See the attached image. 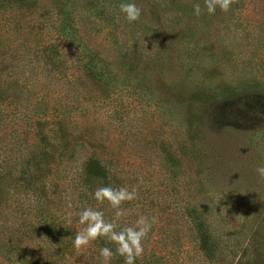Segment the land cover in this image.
<instances>
[{"label":"trees","instance_id":"16d2710c","mask_svg":"<svg viewBox=\"0 0 264 264\" xmlns=\"http://www.w3.org/2000/svg\"><path fill=\"white\" fill-rule=\"evenodd\" d=\"M152 1L163 34L139 25L142 19L128 22L119 8L128 0H53L50 9L41 0H0V258L6 264H103L100 249L115 252L114 243L102 237L80 250L73 244L84 227L77 213L85 207L103 210L120 227L134 225L141 215L157 218L136 264H264V210L252 203L234 209L226 193L216 202L220 193L210 195L200 173L211 167L215 153L223 158L224 151L237 147L215 124L217 114L222 118L225 108L247 97L264 102V76L251 68H242V76L231 83L219 66L203 67L211 51L229 53L222 40L219 48L211 39L209 29L240 15L245 0H235L227 12L217 7L214 14L207 12L205 0ZM195 4L201 6L199 16ZM176 56L183 59L179 70L168 66ZM179 71L190 75L186 83L181 79L163 93L183 108L175 127L179 141L166 157L174 184L154 192L138 177L128 186L126 174L143 170L136 151L155 164L156 155L148 153L152 144L141 141L146 130L138 127L156 115L137 112L125 97L115 103L113 89L128 87L124 96L133 99L153 97L162 86L157 78ZM98 97L104 105L114 103L104 122H97L89 108ZM115 131L120 143L114 152L109 141L94 138L105 132L112 139ZM124 136L130 141L122 142ZM260 138L259 150L251 139L246 143L256 159L264 158V130ZM129 142L136 149L133 160L139 159L135 166L122 154ZM109 185L137 192L135 200L122 205L128 214L118 220L107 201L94 198L98 187ZM10 186L27 193L29 211L4 202ZM243 191L246 198L253 193ZM19 193L13 198L21 199ZM111 264H124V258L116 255Z\"/></svg>","mask_w":264,"mask_h":264},{"label":"rangeland","instance_id":"374dc122","mask_svg":"<svg viewBox=\"0 0 264 264\" xmlns=\"http://www.w3.org/2000/svg\"><path fill=\"white\" fill-rule=\"evenodd\" d=\"M41 1H43L44 5L46 4V9L51 8L48 3L53 0ZM128 1L134 2L142 9L140 16L142 22L139 25L145 23L149 25L154 32L163 34V31H160V25L158 23V16H160V13H157L158 5L156 3L152 0ZM262 4H264V0H245V3L242 5L245 9H242L243 12L241 11L240 15H236L225 25H223L224 21L221 20L209 29L212 33L211 37H213L211 39H214L215 42L219 41L217 43V45L220 44L219 48H221L222 40V46L226 47L229 53L226 55V52L221 50L216 54L215 51H211L212 56L205 57L204 59V68L212 69L213 66H219L223 78L231 83L235 82L236 79L242 76V68H251V71L256 75L264 76V8L262 7ZM36 9L41 11L43 8H39L38 6ZM239 10V7L235 8V13L239 14ZM132 41L131 38L128 39L129 44L132 43ZM173 46L174 47L171 50L174 52V55H176L177 53L175 52V49L179 48V44L175 43ZM206 56H208V52L206 53ZM182 61L183 59L181 57L176 56L171 63H168V66L170 69L174 67L175 70H179L182 66L180 65ZM186 76L190 77L189 74H184L179 71V73H174L173 77L166 74L167 79L161 78V80L157 78L156 80V78H149L151 83H155L156 80V82H159L158 84H162V86L159 88L156 87L155 92L152 95L153 97L144 96L145 98L143 99H133L132 97L124 96L125 92L129 90L128 87L124 90L122 87H116L113 89L114 94H117L112 96L115 103L118 104L120 98L125 97L123 102L134 108L137 112H140L141 110H149L152 115H156V117L149 116L148 119H146L147 122L142 123L138 127V130H141V132L146 130L145 134H147V136L143 137L141 141L146 140L152 144L148 153L156 155L155 164H151L146 160L144 152L140 153V151H136L134 147H131L132 142L125 144L123 147L124 151L122 154L130 159L127 165L135 166L139 164V159L133 160V158H135L134 151L140 154V161L143 162V170L141 173L132 177L129 176L130 173L126 174L131 178V181L126 182L128 186H130V183H133L138 177L140 180L143 179L148 185H150L147 186V188L154 192L163 189L164 186H173L174 183L167 172L168 167L166 157L169 151H173L175 143L179 141L176 137L175 127L178 119L182 117L183 108L181 107V104H178L168 96H164V94L170 91L172 86H176L177 83L182 84L181 79H183V84H185L186 80L184 77ZM176 79H178V81H176ZM61 81L64 82V80ZM163 81L165 87L163 86ZM181 86L182 85H180L179 88H181ZM258 98L252 99V97H247L242 100H245V103H241L240 100H237L239 106L235 104L234 106L225 108L222 118L219 113L217 114L214 119L215 124L218 126L222 125L220 128L224 130L226 138L229 139V136H232L233 142L236 140L237 147L234 146L233 152H230L229 150L224 151L223 158L219 157L218 153H215V158L210 161L212 163L210 165L211 167L200 172L203 177L202 186H206V188L210 189V195H217L220 193L217 195L216 202H222L223 198L220 199V196L221 194L226 193L225 196L228 194L227 198L230 199L229 204H231L234 209L237 206L242 207V205L252 203L253 209L257 206L255 210H264V178H261L256 171L258 167L264 166V158H254L246 145V143L248 144V139H251L259 150L261 146L258 144L263 142L260 137L264 130V102L259 101ZM229 101L236 103L235 100ZM113 104L114 103L110 105ZM110 105H104L102 97L95 98L94 102L89 105L97 122L105 121V116H107L109 109L111 108ZM131 107H129L130 110ZM131 114L133 115L132 111ZM106 122H109V120H106ZM103 133L105 134V132ZM103 133L97 132L94 138L107 142L109 141L108 144L110 145L111 152L117 150V144L120 143V140L116 139V137H119L118 131L113 132L114 139H110L112 137L111 135L110 137H106ZM125 141H130L129 137L124 136L122 142ZM114 143L116 147L114 146ZM249 146L251 145L249 144ZM1 156H3L2 159L6 157L5 153ZM125 171H127V169H125ZM194 186L201 185L196 183ZM9 188L10 189H8L2 196L4 202L10 205L13 209H23L26 212L29 211L32 204L30 197L26 195L27 193L25 191L20 193L15 192L17 191L16 189L18 186H10ZM245 188L253 192L248 195L250 198L243 196L247 195L246 193H243ZM18 193L19 198L21 199H14L13 196ZM170 204L173 205V201L170 202ZM223 206L224 204L221 203L217 205V208L222 209ZM233 207H231L232 210ZM256 216H258V214H256ZM240 218H242V215H240ZM25 241L27 243L29 242L28 240ZM0 261L4 264L6 259L0 258Z\"/></svg>","mask_w":264,"mask_h":264},{"label":"clouds","instance_id":"9594fccd","mask_svg":"<svg viewBox=\"0 0 264 264\" xmlns=\"http://www.w3.org/2000/svg\"><path fill=\"white\" fill-rule=\"evenodd\" d=\"M234 2L235 0H205V6L209 14H214L217 7L223 12L229 11ZM193 7L195 14L199 16L201 6L195 4ZM119 8L128 22L131 23L140 19L142 9L134 2H122ZM256 171L261 178H264V166L258 167ZM136 197V190L134 188L130 190L126 186H102L94 192V198L97 202L103 204L107 201L110 207L115 210L116 220L128 214L122 205L135 200ZM77 215L79 216V224L84 226L75 234L73 244L77 250L90 246L92 242L102 237L116 245L115 252L107 246L100 249L103 264H111L116 255L124 258V264H136V260L143 256L145 241L148 239L153 225L157 222L155 216L149 218L141 215L134 225L120 227L115 220L106 219L103 210L93 207H85ZM118 227L119 230H117Z\"/></svg>","mask_w":264,"mask_h":264}]
</instances>
